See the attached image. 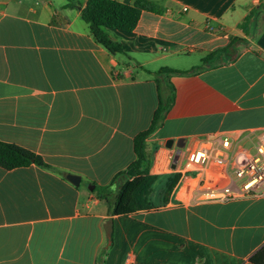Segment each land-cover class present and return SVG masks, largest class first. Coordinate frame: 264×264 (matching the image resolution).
I'll use <instances>...</instances> for the list:
<instances>
[{"label": "crops", "instance_id": "0c3cea01", "mask_svg": "<svg viewBox=\"0 0 264 264\" xmlns=\"http://www.w3.org/2000/svg\"><path fill=\"white\" fill-rule=\"evenodd\" d=\"M149 1L161 13L143 12L131 33L109 31L124 52L112 55L82 7L0 0V142L43 163L0 167V264H252L264 246V195L197 201L204 174L184 159L214 137L249 143L264 130V0ZM232 38L243 40L233 58L204 63ZM168 96L146 139L149 171L180 179L165 205L111 216L93 190L135 160L134 138Z\"/></svg>", "mask_w": 264, "mask_h": 264}, {"label": "trees", "instance_id": "16d2710c", "mask_svg": "<svg viewBox=\"0 0 264 264\" xmlns=\"http://www.w3.org/2000/svg\"><path fill=\"white\" fill-rule=\"evenodd\" d=\"M64 7L75 9L82 7L79 0H63ZM143 12L161 13L160 6L149 0H134L132 4L116 0H86L80 10L81 20L87 24L94 41L112 55H123L122 43L112 39L109 31L131 33ZM254 12H250L240 24V29L247 33ZM243 41L232 38L229 44L214 51L204 58L208 63L214 56L233 58L235 44ZM169 69H161L160 74H181ZM173 91V90H172ZM173 95V94H172ZM173 102V96L160 97L149 128L138 134L133 140L135 160L124 171L119 173L108 186H96L93 190L98 199L108 205L111 216H128L137 211L156 209L167 203L169 196L180 179V174L170 173L159 176L150 174V157L146 150V139L163 123L166 112ZM31 164L43 166L41 159L21 147L0 142V167L4 170L28 167ZM159 184L158 188L155 187ZM156 188V189H155ZM252 264H264V246L250 259Z\"/></svg>", "mask_w": 264, "mask_h": 264}, {"label": "built area", "instance_id": "2783aa9c", "mask_svg": "<svg viewBox=\"0 0 264 264\" xmlns=\"http://www.w3.org/2000/svg\"><path fill=\"white\" fill-rule=\"evenodd\" d=\"M184 159L190 169L204 174L197 201L264 195V130L249 143L228 135L214 137L203 147L189 149Z\"/></svg>", "mask_w": 264, "mask_h": 264}, {"label": "water", "instance_id": "95a60500", "mask_svg": "<svg viewBox=\"0 0 264 264\" xmlns=\"http://www.w3.org/2000/svg\"><path fill=\"white\" fill-rule=\"evenodd\" d=\"M183 144H184V140H178V142L175 143V147L177 148V154H180L181 150L184 147ZM173 145H174V141L173 140H169L166 143V147H168V148H172ZM67 179L74 185H78L79 181H80V178L77 177V176H74V175H68ZM92 189H93V186H90L89 190H92ZM104 230H105L106 238L110 239L111 232H112V220L111 219H109L106 222V224L104 225Z\"/></svg>", "mask_w": 264, "mask_h": 264}, {"label": "rangeland", "instance_id": "374dc122", "mask_svg": "<svg viewBox=\"0 0 264 264\" xmlns=\"http://www.w3.org/2000/svg\"><path fill=\"white\" fill-rule=\"evenodd\" d=\"M158 186H159V184H156V185H155L156 188H158ZM156 188H155V189H156Z\"/></svg>", "mask_w": 264, "mask_h": 264}]
</instances>
